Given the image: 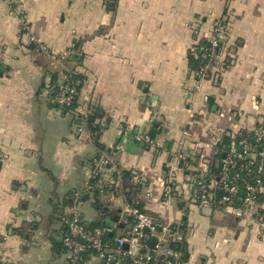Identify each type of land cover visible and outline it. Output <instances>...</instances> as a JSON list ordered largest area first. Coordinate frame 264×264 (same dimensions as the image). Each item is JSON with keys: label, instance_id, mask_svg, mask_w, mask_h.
Segmentation results:
<instances>
[{"label": "crops", "instance_id": "1", "mask_svg": "<svg viewBox=\"0 0 264 264\" xmlns=\"http://www.w3.org/2000/svg\"><path fill=\"white\" fill-rule=\"evenodd\" d=\"M221 18L225 47L198 81L190 47L208 41ZM72 68L84 75L83 101L106 121L100 146L50 102L51 74L63 79ZM262 121L264 0H0L2 264H68L59 220L74 191L87 197L77 202L81 215L104 220L113 239L123 231L124 203L134 199L177 228L189 253L182 261L264 264V207L258 217H238L192 196L199 165L220 157L226 133ZM112 151L114 166L93 173ZM180 153L191 156L188 165ZM118 171L143 178L137 186L125 180L135 191L123 199L86 190L95 175L107 184Z\"/></svg>", "mask_w": 264, "mask_h": 264}, {"label": "built area", "instance_id": "2", "mask_svg": "<svg viewBox=\"0 0 264 264\" xmlns=\"http://www.w3.org/2000/svg\"><path fill=\"white\" fill-rule=\"evenodd\" d=\"M20 22L27 29L25 20L21 19ZM226 31V21L221 18L216 22L207 42H198L190 47L189 57L197 62L191 70L198 81L208 77L216 53L225 41ZM32 40L38 42L35 37ZM40 47L47 50L44 45ZM52 55L56 57L55 54ZM79 84L80 81L64 83L58 93L50 96V102L70 108L74 100L81 97L77 88ZM82 101L83 99L76 121L72 119L78 133L88 129L91 113V107ZM100 125L105 126L106 121H100ZM226 134L227 140L218 151L220 157L216 160H205L199 165L198 173L192 179L193 200L212 208L228 210L238 217L244 214L262 215L264 121L253 129ZM146 140L151 144L149 137ZM113 155L114 151L99 159L93 173L96 174L100 166H114ZM179 157L185 165L190 163L189 154L180 153ZM116 177L107 184L90 182L86 190L99 189V198L102 200L123 199L126 193L135 191V188L125 185V180L130 179L136 186L143 180L138 174L132 176L122 171H118ZM81 194L78 191L73 194V205L63 211L59 220L64 229L62 244L67 252L68 264H188L182 261V252L172 246V243L178 242L177 228L159 216L147 213L138 201L133 199L134 201L128 200L124 203L119 219L123 231L113 239L110 237L113 228L91 224L81 215L77 206ZM166 197L170 199V194L167 193ZM154 240L152 245L150 242Z\"/></svg>", "mask_w": 264, "mask_h": 264}, {"label": "trees", "instance_id": "3", "mask_svg": "<svg viewBox=\"0 0 264 264\" xmlns=\"http://www.w3.org/2000/svg\"><path fill=\"white\" fill-rule=\"evenodd\" d=\"M117 0H112V2H116ZM113 3H110V8L113 10L114 8H113ZM207 42V41H206ZM225 44H226V41H224L223 42V44H221V46L219 47V49H218V51H217V53H216V55H218L219 54V52H220V50L221 49H223L224 47H225ZM68 59L70 60V61H72V62H74L75 63V65L76 64H80V62H81V59H82V56L80 55V54H78V53H72V54H70L69 55V57H68ZM189 61H190V67L191 68H194L196 65H197V62L195 61V60H193L192 58H190L189 59ZM64 74H65V77L63 78V79H60V77H59V74L58 73H52L51 74V84H52V90H53V93H51V95L52 94H56V93H58L60 90H61V86L64 84V83H69V84H73V83H75V82H77V81H80V84L78 85V89L80 90V92H81V89H82V86H83V84H84V75H83V73H80L76 68H72V69H70V70H67V71H65L64 72ZM60 80H62L64 83L62 84L61 82L62 81H60ZM81 99H82V97H80V98H76L75 100H74V103L72 104V106L70 107V108H65V107H61V106H59V105H57V104H54V103H52V105L53 106H55V107H58V108H60V109H63V110H65L67 113H70V114H72V116H71V118L74 120V121H76V118H77V115L80 113V110H81ZM82 102H84V101H82ZM79 107H80V109H79ZM91 109V113H90V115H89V119H88V129H89V131H91L92 132V134H93V138H94V141H95V143H96V145L97 146H100V142H99V135H100V132H101V130H102V128H103V126H101L100 125V121H102V120H104V119H101L102 117H101V115H100V113H99V111H96V110H94V109H92V108H90ZM101 117V118H100ZM99 119H101V120H99ZM72 120V121H73ZM78 133V132H77ZM79 134V133H78ZM227 140V134L224 136V138H223V143L225 142ZM192 154V153H191ZM99 176H101V175H99V174H97V175H95V177H94V179L91 181V182H95V180L97 179V177H98V179H99ZM98 192H99V189H96ZM97 191H96V193H97ZM74 193H75V191H74ZM71 199V201L70 202H72L73 201V194L72 195H70L69 196ZM81 198L82 199H84V198H87L85 195H83L82 196V194H81ZM95 206L98 208V209H101V211L103 212V213H105V208H104V206H102V204L101 203H99V201H95ZM113 215V214H112ZM114 216V215H113ZM105 223H104V220H98V221H96L95 223H94V225H97V226H103ZM152 245H153V241H151L150 242ZM172 246L175 248V249H177V250H180V251H182L183 252V258L184 259H187L188 257H189V253H188V251H187V249H186V247H185V244H184V242H177L176 244L175 243H173L172 244ZM0 262L2 263V260L0 259Z\"/></svg>", "mask_w": 264, "mask_h": 264}, {"label": "water", "instance_id": "4", "mask_svg": "<svg viewBox=\"0 0 264 264\" xmlns=\"http://www.w3.org/2000/svg\"><path fill=\"white\" fill-rule=\"evenodd\" d=\"M214 107H215V106H214ZM157 127H158V124L155 123L154 126H153L152 129H151V135H152V136H155ZM222 155L224 156V153H223ZM153 242H155V240H154ZM125 247H127V245H125Z\"/></svg>", "mask_w": 264, "mask_h": 264}, {"label": "rangeland", "instance_id": "5", "mask_svg": "<svg viewBox=\"0 0 264 264\" xmlns=\"http://www.w3.org/2000/svg\"><path fill=\"white\" fill-rule=\"evenodd\" d=\"M222 144H223V142H222ZM88 201H89V200H88ZM88 203H89V202H88ZM255 216L258 217V216H260V215H259V214H256Z\"/></svg>", "mask_w": 264, "mask_h": 264}]
</instances>
